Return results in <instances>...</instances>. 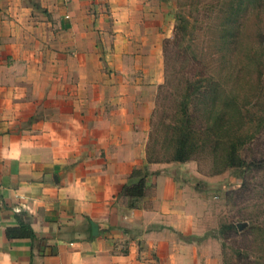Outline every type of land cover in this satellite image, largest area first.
<instances>
[{
  "label": "crops",
  "instance_id": "0c3cea01",
  "mask_svg": "<svg viewBox=\"0 0 264 264\" xmlns=\"http://www.w3.org/2000/svg\"><path fill=\"white\" fill-rule=\"evenodd\" d=\"M133 1L0 0V264H197L210 243L190 164L146 155L139 87L90 69L86 18ZM17 215L30 237L5 234Z\"/></svg>",
  "mask_w": 264,
  "mask_h": 264
},
{
  "label": "rangeland",
  "instance_id": "374dc122",
  "mask_svg": "<svg viewBox=\"0 0 264 264\" xmlns=\"http://www.w3.org/2000/svg\"><path fill=\"white\" fill-rule=\"evenodd\" d=\"M127 6L86 18L92 75L139 87L149 159L174 161L182 140L212 244L197 264H264V0Z\"/></svg>",
  "mask_w": 264,
  "mask_h": 264
},
{
  "label": "trees",
  "instance_id": "16d2710c",
  "mask_svg": "<svg viewBox=\"0 0 264 264\" xmlns=\"http://www.w3.org/2000/svg\"><path fill=\"white\" fill-rule=\"evenodd\" d=\"M182 136L184 137V134ZM179 141L181 147L179 145V148L176 149L173 160L178 162H183L186 160V156L184 155V151L182 147L183 142L182 140ZM262 161H264V159ZM142 185H143L142 181H139L137 184L132 185L130 187L124 186L121 191L127 195L139 196L142 193ZM15 220L17 225L14 227L5 228V234L9 237H30L31 231L29 226L26 223H24L18 215L15 216Z\"/></svg>",
  "mask_w": 264,
  "mask_h": 264
},
{
  "label": "water",
  "instance_id": "95a60500",
  "mask_svg": "<svg viewBox=\"0 0 264 264\" xmlns=\"http://www.w3.org/2000/svg\"><path fill=\"white\" fill-rule=\"evenodd\" d=\"M92 228H93V231H94V230H95V229H94V228H95L94 225H92Z\"/></svg>",
  "mask_w": 264,
  "mask_h": 264
}]
</instances>
